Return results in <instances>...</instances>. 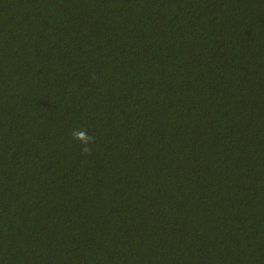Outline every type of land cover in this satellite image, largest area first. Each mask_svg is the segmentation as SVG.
Here are the masks:
<instances>
[{
    "label": "trees",
    "instance_id": "trees-1",
    "mask_svg": "<svg viewBox=\"0 0 264 264\" xmlns=\"http://www.w3.org/2000/svg\"><path fill=\"white\" fill-rule=\"evenodd\" d=\"M0 264H264V0H0Z\"/></svg>",
    "mask_w": 264,
    "mask_h": 264
},
{
    "label": "clouds",
    "instance_id": "clouds-1",
    "mask_svg": "<svg viewBox=\"0 0 264 264\" xmlns=\"http://www.w3.org/2000/svg\"><path fill=\"white\" fill-rule=\"evenodd\" d=\"M72 135H73V139L77 140L81 145H83L81 154L89 155L91 153V148L89 147V145L94 143V137L88 135L83 130L74 131Z\"/></svg>",
    "mask_w": 264,
    "mask_h": 264
}]
</instances>
